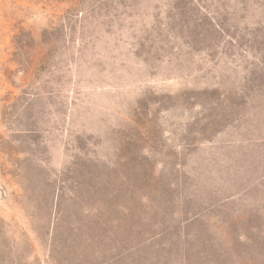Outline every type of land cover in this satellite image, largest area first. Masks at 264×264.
<instances>
[{
    "label": "rangeland",
    "instance_id": "1",
    "mask_svg": "<svg viewBox=\"0 0 264 264\" xmlns=\"http://www.w3.org/2000/svg\"><path fill=\"white\" fill-rule=\"evenodd\" d=\"M0 264H264V0H0Z\"/></svg>",
    "mask_w": 264,
    "mask_h": 264
}]
</instances>
